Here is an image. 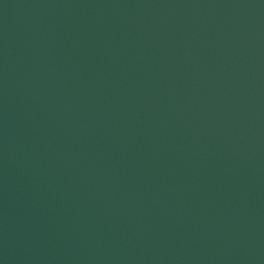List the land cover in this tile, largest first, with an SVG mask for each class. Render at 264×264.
<instances>
[{
  "label": "water",
  "instance_id": "obj_1",
  "mask_svg": "<svg viewBox=\"0 0 264 264\" xmlns=\"http://www.w3.org/2000/svg\"><path fill=\"white\" fill-rule=\"evenodd\" d=\"M0 264H264V0H0Z\"/></svg>",
  "mask_w": 264,
  "mask_h": 264
}]
</instances>
